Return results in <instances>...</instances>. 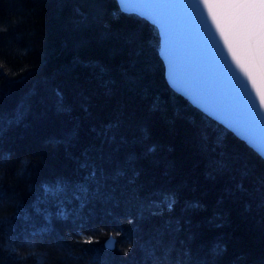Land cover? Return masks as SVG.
Returning <instances> with one entry per match:
<instances>
[{
	"label": "trees",
	"instance_id": "obj_1",
	"mask_svg": "<svg viewBox=\"0 0 264 264\" xmlns=\"http://www.w3.org/2000/svg\"><path fill=\"white\" fill-rule=\"evenodd\" d=\"M159 46L117 0H0V264H264V158Z\"/></svg>",
	"mask_w": 264,
	"mask_h": 264
},
{
	"label": "water",
	"instance_id": "obj_2",
	"mask_svg": "<svg viewBox=\"0 0 264 264\" xmlns=\"http://www.w3.org/2000/svg\"><path fill=\"white\" fill-rule=\"evenodd\" d=\"M152 23L165 78L176 93L264 158V23L261 7L230 0H117ZM114 238L106 246H114Z\"/></svg>",
	"mask_w": 264,
	"mask_h": 264
},
{
	"label": "snow or ice",
	"instance_id": "obj_3",
	"mask_svg": "<svg viewBox=\"0 0 264 264\" xmlns=\"http://www.w3.org/2000/svg\"><path fill=\"white\" fill-rule=\"evenodd\" d=\"M230 2L242 8H253L259 5L261 7L260 19L264 23V0H230Z\"/></svg>",
	"mask_w": 264,
	"mask_h": 264
}]
</instances>
